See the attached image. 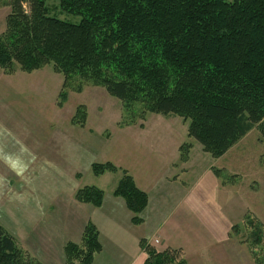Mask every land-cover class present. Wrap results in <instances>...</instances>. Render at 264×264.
Instances as JSON below:
<instances>
[{"label":"trees","instance_id":"16d2710c","mask_svg":"<svg viewBox=\"0 0 264 264\" xmlns=\"http://www.w3.org/2000/svg\"><path fill=\"white\" fill-rule=\"evenodd\" d=\"M47 2L0 0L10 7L0 34V68L12 73L16 64L30 73L51 65L65 89L103 87L120 100L130 122L149 113L179 116L188 122V137L214 159L254 128L264 138V0H58L61 13L80 18L75 23L50 14ZM190 148L179 146L180 163ZM91 170L100 176L119 169L107 161L92 163ZM121 171L112 194L140 224L148 196ZM103 196L89 185L73 195L94 207ZM252 218L246 215L230 234L249 230L264 250L262 224ZM140 245L143 264H186L178 249L157 251L145 240ZM100 251L98 230L88 222L78 243L63 246L64 264H92ZM0 264L42 263L0 224Z\"/></svg>","mask_w":264,"mask_h":264},{"label":"rangeland","instance_id":"374dc122","mask_svg":"<svg viewBox=\"0 0 264 264\" xmlns=\"http://www.w3.org/2000/svg\"><path fill=\"white\" fill-rule=\"evenodd\" d=\"M47 4L52 15L80 20L61 13L58 0ZM23 7L28 12V5ZM9 11L0 5V34ZM187 129L188 122L176 115L149 113L143 121L130 122L120 100L103 87L65 89L63 76L51 65L30 73L16 64L12 73L0 68V224L22 249L41 257V242L76 239L74 230L84 217L66 224L68 209L92 206L75 201L77 189L103 190L106 200L103 196L100 206H109L121 170L150 185L170 171L178 146L190 143L188 159L180 163L177 153L173 170L183 185L174 193H185L179 206H194L193 215L180 214L184 232L176 242L184 247L187 263L264 264L263 247L249 230L230 234L233 225L251 216L262 224L264 245V138L254 128L214 159ZM107 161L119 170L94 175L91 164ZM166 230L171 234L169 226ZM225 231L229 235L222 241ZM102 261L108 259L102 256Z\"/></svg>","mask_w":264,"mask_h":264},{"label":"crops","instance_id":"0c3cea01","mask_svg":"<svg viewBox=\"0 0 264 264\" xmlns=\"http://www.w3.org/2000/svg\"><path fill=\"white\" fill-rule=\"evenodd\" d=\"M177 153L178 151L174 162L171 163L170 171H166L167 173L152 180L150 185H147L145 181H138L137 176L128 170L137 187L145 191L148 196V204L141 214L142 222L140 224L132 223V214L127 209L124 200L112 194L115 186L110 189L113 197L109 198V206H71L68 209L66 224L73 225L74 222H77L76 219L79 215L81 219L84 217L78 225L77 231L74 230L76 239L71 240L66 237L59 242L53 240H48L45 244L41 242V257L36 255L34 257L42 264H64L63 246L67 242L78 243L85 225L91 222L98 230L101 244V251L94 255L92 264H135L139 259L143 262L145 253L140 245L141 240H145L157 251L167 248L180 250L188 264L184 247L176 242L184 232L182 225L185 220L180 218V214L193 215L191 210H194V206H179L184 200L185 193H182L183 190L178 191L180 194L174 193L176 186L183 187V185H179V174L173 172L178 168V162H175ZM166 189H169L167 194L165 193ZM168 226L171 234L166 230ZM228 235L229 232L225 231L221 240L227 239ZM54 253H56L55 257L52 255ZM102 256L106 257L108 262H103ZM123 258L126 260L125 262H123Z\"/></svg>","mask_w":264,"mask_h":264}]
</instances>
